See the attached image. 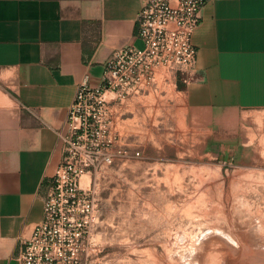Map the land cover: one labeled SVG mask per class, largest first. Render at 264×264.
<instances>
[{
  "label": "crops",
  "instance_id": "0c3cea01",
  "mask_svg": "<svg viewBox=\"0 0 264 264\" xmlns=\"http://www.w3.org/2000/svg\"><path fill=\"white\" fill-rule=\"evenodd\" d=\"M146 1L0 0V264H20L44 218L78 87L101 86L115 50L143 47ZM194 44L197 80L179 90L211 138L236 127L219 113L264 109V0H212Z\"/></svg>",
  "mask_w": 264,
  "mask_h": 264
},
{
  "label": "rangeland",
  "instance_id": "374dc122",
  "mask_svg": "<svg viewBox=\"0 0 264 264\" xmlns=\"http://www.w3.org/2000/svg\"><path fill=\"white\" fill-rule=\"evenodd\" d=\"M184 84L167 73L121 100L107 95L81 180L98 204L85 244L100 264H243L214 244L228 238L214 230L223 227L264 260V109L219 113L236 127L210 138L185 105ZM7 91L0 79L1 111Z\"/></svg>",
  "mask_w": 264,
  "mask_h": 264
},
{
  "label": "built area",
  "instance_id": "2783aa9c",
  "mask_svg": "<svg viewBox=\"0 0 264 264\" xmlns=\"http://www.w3.org/2000/svg\"><path fill=\"white\" fill-rule=\"evenodd\" d=\"M211 1L147 0L136 26L143 47L128 45L115 50L105 64L102 85L91 87L85 81L78 87L67 131L61 134L65 156L46 185L44 218L24 241L20 264H100V258L94 259L97 254L85 244L99 220L98 204L91 191L81 187V180L90 167L83 156L93 144L95 129L101 135L107 95L112 93L121 100L167 73L186 84L196 81L194 36ZM103 162L112 164V155Z\"/></svg>",
  "mask_w": 264,
  "mask_h": 264
},
{
  "label": "bare ground",
  "instance_id": "6f19581e",
  "mask_svg": "<svg viewBox=\"0 0 264 264\" xmlns=\"http://www.w3.org/2000/svg\"><path fill=\"white\" fill-rule=\"evenodd\" d=\"M212 212V211H211ZM257 226V225H256ZM220 227V226H219ZM258 227V226H257ZM263 229V228H262ZM215 231H217V233H219V230L222 232V233H224L228 238H221V237H219V236H217V238H218V240H215V243L214 242H212V243H214V244H216V243H218V242H220V245L221 244H223V246L222 247H224V245L227 247L228 246V248H229V253H233L234 255H237V260H238V262H242L243 264H264V260H263V257H261V255L260 254H258L257 255V253L256 254H252V252L253 253H255L254 251H256V250H258V249H256V250H254V251H252V247L251 246H249L250 244H247V243H245V241L244 242H241L242 240H240L239 239V236L238 235H235V233H233L232 231H230L228 228H216V229H214ZM213 231V230H212ZM221 232H220V234H221ZM224 236V235H223ZM225 236V237H226ZM242 236H243V234H242ZM241 236V237H242ZM227 239H228V241L230 240V242H228L227 241ZM221 240V241H220ZM223 241V242H222ZM231 242H234V244L235 243H237L238 245H242L239 249H236V248H234V246L231 244ZM261 242V241H260ZM255 244V243H254ZM261 244V243H260ZM248 245V246H247ZM214 247H215V245H214ZM220 247V246H219ZM237 247V246H236ZM260 247H261V245H260ZM259 247V248H260ZM205 249H208V248H205ZM263 249V248H262ZM218 250V249H217ZM202 251L204 252L203 254H204V256H205V254L208 252V250H205L204 251V249H202ZM259 251H261V250H259ZM220 252H221V250H220ZM250 252V253H249ZM215 253H217V252H215ZM222 253H224L225 255H227V252H225V250H223V252ZM228 253V254H229ZM252 254V255H251ZM199 255H201V253H199ZM215 255V254H214ZM214 255H212V250H210V252L209 253H207V257H205L207 260V262L211 259V260H214V257L216 256H214ZM220 255V254H219ZM218 255V256H219ZM222 255V254H221ZM220 255V257H222L223 258V256L224 255H222L221 256ZM214 256V257H213ZM228 256V255H227ZM233 256V255H232ZM259 256V257H258ZM200 257H202V256H200ZM203 258V257H202ZM221 258V259H222ZM230 258H232V257H230ZM209 259V260H208ZM224 259V258H223ZM210 260V263H212V261ZM231 260H233V258L231 259ZM245 260L248 262H245ZM262 261V262H261ZM232 264V263H231Z\"/></svg>",
  "mask_w": 264,
  "mask_h": 264
}]
</instances>
